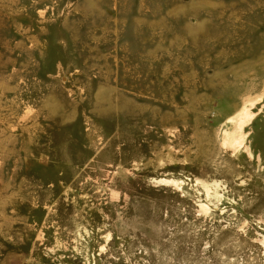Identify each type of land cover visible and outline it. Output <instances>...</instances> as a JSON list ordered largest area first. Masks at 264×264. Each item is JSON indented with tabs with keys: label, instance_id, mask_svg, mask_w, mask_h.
I'll return each instance as SVG.
<instances>
[{
	"label": "rangeland",
	"instance_id": "rangeland-1",
	"mask_svg": "<svg viewBox=\"0 0 264 264\" xmlns=\"http://www.w3.org/2000/svg\"><path fill=\"white\" fill-rule=\"evenodd\" d=\"M0 264H264V0H0Z\"/></svg>",
	"mask_w": 264,
	"mask_h": 264
},
{
	"label": "bare ground",
	"instance_id": "bare-ground-1",
	"mask_svg": "<svg viewBox=\"0 0 264 264\" xmlns=\"http://www.w3.org/2000/svg\"><path fill=\"white\" fill-rule=\"evenodd\" d=\"M231 120H232V118L228 119V121H231ZM179 184H181V182H179Z\"/></svg>",
	"mask_w": 264,
	"mask_h": 264
}]
</instances>
